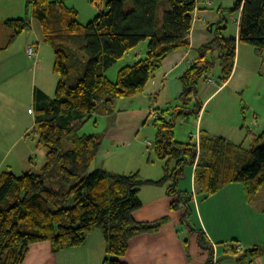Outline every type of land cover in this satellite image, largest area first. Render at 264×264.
I'll return each mask as SVG.
<instances>
[{
    "label": "trees",
    "instance_id": "16d2710c",
    "mask_svg": "<svg viewBox=\"0 0 264 264\" xmlns=\"http://www.w3.org/2000/svg\"><path fill=\"white\" fill-rule=\"evenodd\" d=\"M26 8L42 27L44 42L53 48V71L59 79L52 98L36 91L32 135L46 151L40 173L0 174V264H23L28 246L35 243H50L53 253L80 247L94 230L104 238L102 264H124L120 258L130 240L157 233L165 223V219L136 222L132 217L142 206L140 190L148 185H166V195L175 198L170 208L183 212L181 225L207 253L206 264H214L212 244L191 222L192 195L178 190L185 168L194 169L195 193L202 200L240 184L250 203L264 186V145H260L264 130L252 136L248 148L202 129L198 145L194 137L186 142L174 137L177 120L187 121L202 111L199 88L207 84L214 66L219 67L221 83L232 75L236 39L224 36V19L209 25L212 40L194 51L196 58L180 78L178 104L172 111L157 113L153 121L154 141L145 147L163 161L164 175L150 181L137 173L119 175L94 168L101 137L80 131L94 114L111 113L114 101L142 94L170 54L191 49L196 0H108L86 25L77 21L73 9L50 0H26ZM229 12H240L238 40L264 62V0H236ZM30 25L27 18L5 22L13 38ZM143 42L147 43L143 58L121 67L116 80H109L106 71ZM57 182L59 188H52ZM246 250L244 257L264 259L263 247Z\"/></svg>",
    "mask_w": 264,
    "mask_h": 264
},
{
    "label": "crops",
    "instance_id": "0c3cea01",
    "mask_svg": "<svg viewBox=\"0 0 264 264\" xmlns=\"http://www.w3.org/2000/svg\"><path fill=\"white\" fill-rule=\"evenodd\" d=\"M50 1L55 2L59 7L63 6L73 9L77 14V21L81 24L79 16L82 19H85L86 16L92 21L97 11L95 7L98 9L97 12L104 10L108 0ZM200 1L196 0V9L192 15V25L189 35L191 49L177 50L166 57L162 62L161 68L148 81L142 95L130 97L132 101L138 100L141 105L138 108L132 107L118 112L114 122L110 124L101 137L102 141L109 143V150L107 148L104 149L101 142L96 157V168L119 175L137 173L142 180L150 181H158L164 175V163L161 169H155L153 167L154 162H151L152 167H145L144 169L124 174L121 167L112 163L113 161H110L107 157L116 153L117 146L123 141L122 137H125L127 134L126 129L129 127L131 119L143 120L146 118L147 110L142 107L145 105L147 99L156 105L159 96L157 93H164L169 101L175 102V105L178 104V98L182 89L180 78L196 58L194 51L202 45L209 43L213 38L212 29L209 25L217 23L223 18L226 24L224 36L235 38L236 51L240 48V44H242L238 40L240 12H236L235 18L228 16L233 21L235 28L234 35H227V14L222 13L221 15L218 13V10L224 9L225 12H229L231 8L224 7L222 5L223 2L220 0H215V4L211 0L206 1L207 3L203 0ZM232 2L234 3V0ZM213 5H217L218 8L213 9ZM23 11H25V18L29 19L31 23L30 28L13 38V31L5 26V22L8 20L25 19L21 17ZM34 26H36V23L32 19L31 9L26 8V0H0V174L10 172L16 175V169H19L22 174L26 172L39 174L45 161L46 151L44 148L36 145L32 131L34 128L33 124L35 125L34 106L36 103V91L42 92L49 98H52L50 95L51 78L47 73L49 63L48 52L43 51V44H47L44 42L43 30L40 27V34L37 36L33 32ZM30 47L35 50V54L32 57H29L27 54ZM252 54L254 57V53ZM137 55V58H128L127 62L129 61V63L126 65L133 64L138 58H143L145 54H134L135 57ZM236 57L239 61L240 55L238 53ZM254 58L258 60L257 56ZM53 61L54 53L52 66ZM235 63L234 75L238 65H240L236 60ZM242 70L245 71L244 68ZM232 75L229 80L233 78L234 75ZM58 79L56 80L57 82ZM229 80L217 87H215L214 81L212 84H208L209 86H206L201 93L206 96L203 105L217 94L222 87L228 84ZM154 95H156V100H152V96ZM170 108L167 107V110ZM157 109L159 110L160 108ZM132 126L137 127L135 124ZM236 126L237 124L232 125L234 128ZM204 128L202 130L208 134L222 136L232 142V137L228 134H224V132L219 134L210 128L209 125ZM258 128H261V126H258ZM198 132L197 130L196 134ZM28 137H31V142L26 141ZM125 141L126 145H128V140ZM19 143L22 144L20 147ZM14 146L19 148L13 151ZM36 148L44 150V161L39 168L40 171L37 173L31 169H37V165L32 160L33 155L38 151ZM179 181L178 190L192 195L191 222L196 228L202 229L205 232L212 244L215 257L221 255L219 252L220 245H225L227 241L226 231L235 226V217L240 212H243L246 216H256L255 219H257L258 214L263 211L261 207L250 206V204L246 203L241 186L235 187L234 185H229L214 196L202 200L195 193L194 169L192 167L188 189H180ZM166 191V185H148L140 190L139 197L142 206L132 214L134 221L155 222L165 219V223L157 233H143L131 239L127 252L120 258L122 263L206 264L207 253L198 248L196 236L194 234L188 235L187 229L181 225L180 220L183 212L181 210L174 211L170 208L175 198L167 196ZM186 239L187 245L184 243ZM232 241L239 242L236 238H233ZM262 243L264 244V232H259L256 224H250L249 237L246 240L247 247H260ZM237 246L241 247V245ZM104 257L105 243L103 235L99 230H94L84 245L61 250L57 253L52 252L51 245L48 242L31 244L28 246V253L23 264H102ZM235 264H264V259L251 256L244 257L242 254L235 259Z\"/></svg>",
    "mask_w": 264,
    "mask_h": 264
},
{
    "label": "rangeland",
    "instance_id": "374dc122",
    "mask_svg": "<svg viewBox=\"0 0 264 264\" xmlns=\"http://www.w3.org/2000/svg\"><path fill=\"white\" fill-rule=\"evenodd\" d=\"M203 1L206 2L209 0ZM211 1L213 2V4H215V0ZM220 1L223 2L222 5L227 8H232L236 2V0H234V3L232 2V0ZM212 7L213 9L218 8L217 5H213ZM95 9L98 11L97 7H95ZM97 11L96 14L98 13ZM223 13L225 15L227 14V35H234L235 26L233 21L229 19L228 16H232V18H235L236 12H225L223 9ZM21 17L25 18V11H23ZM79 21L81 22V24L86 25L88 22H90V19L86 16L85 19H82L79 16ZM35 23L36 26H34L33 32H35L36 35L39 36V29L41 26L37 22ZM146 45L147 43L143 42L135 49L131 50L116 65L106 71V77L111 81H115L118 70L129 63V61L127 62V59H134L135 53L145 54ZM43 51L48 52L49 63L47 73L51 78L50 95L51 97H53L57 85L56 80L58 79V75L53 71L52 48L47 44H43ZM237 53L240 55V60L238 61L237 57L235 58V60L236 62H239L240 65H238L236 73L234 75L236 63L234 64V69L232 72V74L234 75H232L233 78L229 80L228 84L222 87L217 94L211 97L205 103V105H203L202 111L198 116H190L187 121H176V125L173 130L176 140L186 142L189 140L190 135H192L191 137H194L197 130L199 131V129H205L204 127L209 125V127L212 128L215 132L219 134H222V132H224V134H228L229 136H231L232 143L237 145L241 144L244 148H248L252 142V136L262 133V131L264 130V63H261L262 61L260 59H258V62V60L254 58L256 57L254 50L246 44H240V48L237 49L236 55ZM252 53H254V57L252 56ZM242 68H244L245 71L242 70ZM219 75L220 70L218 65L216 64L209 75V78L214 81L215 87L222 84L218 80ZM206 86L209 85L201 84L199 88V95L202 103L206 100V96L201 93ZM157 94L156 95L158 96V100L156 105L154 102L151 103V100L147 99L145 101V105L142 107L143 109L145 108V110H147L146 118H144L143 120L131 119L129 127L126 129L127 134L125 135V137H122L123 141H121L117 146L116 153L107 157V159L113 161L112 163H115L116 165L121 167V170L122 172H124V174H129L144 169L145 167H152L151 162H154L153 167L155 169H161L162 167L163 162L158 161L155 158L152 152V148H146L148 147L146 146V143H153L154 141L156 128L153 125V121L158 117L157 113L166 111L167 107H171L170 109H168V111H172L173 107L175 106V102L169 101L168 98L165 97L166 95H164V93ZM136 95L138 96L142 94L139 93ZM156 95L152 96V100H156ZM140 105L141 104L138 102V100L132 101L130 97L118 99L114 101L112 107H110V109L112 110L111 113H109L108 115H104V113L99 112L94 114L93 117H91L87 122L83 124L80 132L86 134H95L102 137L110 124L114 122L115 116L120 110H126L132 107L138 108ZM156 108L160 109H157V111ZM133 124H135L137 127H133ZM236 124L237 126L235 128L232 127V125L234 126ZM258 126H261V128H258ZM31 140V137H28L26 139L27 142H31ZM125 140H128V145H126ZM102 144L104 146V149L107 148L109 150V143H105L104 141H102ZM21 145L22 144L19 143V147ZM260 145H264V135L261 138ZM19 147L14 146L13 151L15 149L17 150ZM36 149H38V151L35 153V155H33L32 160L37 165V169H31L33 172L37 173L40 171L39 168L44 161V150H39V148ZM147 160H149V162H147ZM95 165L96 161L93 164L94 168ZM190 170V166L185 168L183 176L179 181L180 189H188L190 183ZM15 174L21 175L22 173L21 171H19V169H16ZM233 185L235 187H240V184ZM52 188L58 189L59 183L57 182L56 185H54ZM248 204L254 207H261L263 208V211L258 214L257 219H255L256 216H246V214H244L243 212H240L235 217V226L226 231L227 241L225 245H220L219 252L221 253V255L215 257V264H235V259L241 256L244 250L248 248L246 245V240L249 237L250 224H256L259 232H264V186ZM233 238H236L239 242H233ZM237 245H241V247H238ZM260 247L264 248V244L262 243V246ZM237 248H239L238 252L235 251V249ZM221 256H227V258L221 260L220 262H216V259Z\"/></svg>",
    "mask_w": 264,
    "mask_h": 264
},
{
    "label": "built area",
    "instance_id": "2783aa9c",
    "mask_svg": "<svg viewBox=\"0 0 264 264\" xmlns=\"http://www.w3.org/2000/svg\"><path fill=\"white\" fill-rule=\"evenodd\" d=\"M27 54H28L29 57H32V56L35 54V50H34V48H31V47H30V48L28 49ZM210 83H213V80L208 79V80H207V84H210ZM194 139H195L196 144L198 145V140H199L198 133L194 136ZM151 144H152V143L147 142V143H146V146H151ZM235 251L238 252V251H239V248L235 249ZM214 264H215V262H214Z\"/></svg>",
    "mask_w": 264,
    "mask_h": 264
},
{
    "label": "water",
    "instance_id": "95a60500",
    "mask_svg": "<svg viewBox=\"0 0 264 264\" xmlns=\"http://www.w3.org/2000/svg\"><path fill=\"white\" fill-rule=\"evenodd\" d=\"M252 250H254V248H249L245 252L252 251ZM225 258H227V256H221V257H219V258L216 259V262H220L221 260H223Z\"/></svg>",
    "mask_w": 264,
    "mask_h": 264
}]
</instances>
